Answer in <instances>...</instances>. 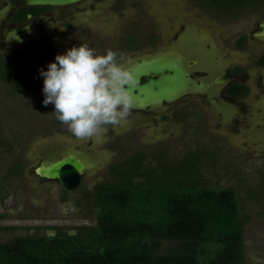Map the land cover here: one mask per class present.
Returning <instances> with one entry per match:
<instances>
[{"label":"rangeland","instance_id":"1","mask_svg":"<svg viewBox=\"0 0 264 264\" xmlns=\"http://www.w3.org/2000/svg\"><path fill=\"white\" fill-rule=\"evenodd\" d=\"M180 1L182 0H165L169 7L173 4L169 17L174 13L171 8L180 7ZM148 3L153 9H158L164 4L161 0H149ZM144 14L136 4L126 13L127 20L120 21V17L115 15V22L110 21L114 26L112 30L107 22L97 20L95 24L87 21L94 34L88 31L89 28H82L85 26L78 27L79 29H74L71 45L70 42L68 44L71 47L87 44L101 53L108 49L120 50L127 34H137L140 38L146 34H163L162 23H153ZM243 22L241 21V24ZM58 23L57 20L53 23L54 39L57 40L62 39L63 35L67 36V33H62V24ZM230 24L229 21H219V29L214 32V44L220 49V53L231 54V58L238 62L246 55L234 52L232 41H222V27ZM189 32L182 35V43L187 36L194 38L196 32ZM63 44H50L47 49L64 54L70 48ZM160 57L170 60L173 55L164 54ZM53 60L55 62V58ZM32 69L30 66L22 75L28 89L22 94L9 95L7 87L3 82L0 83V126L6 136L21 134L22 137V147L12 157L6 158L0 167V187H3V190H0V197H3V201H0V216L3 217L0 220V242L6 243L14 236L25 235L27 231L34 235L36 228L41 229L43 233L49 231L50 235H54L52 228L74 234L77 227L94 226L95 220L85 217L82 205L77 207L76 203L81 195L90 191L95 184L108 180L107 166L117 159L135 151L154 153L162 149L172 159H181L196 147L210 146V150L216 153L218 166H213L211 171L206 172L208 179L210 178L217 187H232L238 190L245 204L242 212L249 216V222L243 232L244 264H264V184L261 181L264 174V127L259 126L264 121L256 123L254 119H258L259 115L249 112L248 101H244V106L241 100L227 101L222 94L214 93L206 98L207 100L202 98L199 105L191 100L183 103L184 108L180 112L183 119L178 117L163 122L157 119L141 123L132 119L130 124L122 122L120 126L116 125L117 131L124 130V127L127 130L128 126L129 130L124 138L116 142L114 149L110 146L115 145L111 144L115 137H112L108 130L88 139H77L66 126L61 127L54 114V105H41V101L45 99L43 79L33 77ZM252 88H256L255 85H252ZM254 91L253 93H257ZM216 96L223 105L229 107L228 114H225L227 116L213 112L212 105L217 102ZM249 104L255 108L258 103ZM66 154L75 155L87 165L75 191L63 192L58 182L54 181L46 186L34 177L30 170L32 163L36 166H50ZM16 159L23 163V169H28L20 177H12L2 184L5 165L13 163ZM63 198L66 201H63ZM13 227L16 230L8 233V229Z\"/></svg>","mask_w":264,"mask_h":264},{"label":"trees","instance_id":"2","mask_svg":"<svg viewBox=\"0 0 264 264\" xmlns=\"http://www.w3.org/2000/svg\"><path fill=\"white\" fill-rule=\"evenodd\" d=\"M16 60H0V83L12 96L28 90L18 80L24 62ZM227 93L244 97L247 89L237 86ZM20 135L6 136L0 126V167L22 147ZM216 161L210 146L196 147L181 159L164 149L118 159L108 180L76 203L94 226L77 227L74 234L52 228V237L14 239L0 245V264H244L249 216L242 212L238 190L208 179ZM23 167L18 159L5 165L1 183L20 177Z\"/></svg>","mask_w":264,"mask_h":264},{"label":"flooded vegetation","instance_id":"3","mask_svg":"<svg viewBox=\"0 0 264 264\" xmlns=\"http://www.w3.org/2000/svg\"><path fill=\"white\" fill-rule=\"evenodd\" d=\"M148 1L85 0L66 6L29 7L20 0H0V60L17 59L16 61L24 62V65H21V69L18 70V80L21 85H27L22 75L30 66L33 68L31 71L33 77L44 79L40 76L39 70H47V63L48 65L53 63V58L61 54V51L47 49L50 44L55 45L58 43L62 45L64 43L63 45L71 48L74 29L85 26L82 28H89L88 31L93 33L87 21L95 24L97 20L107 22L112 30L114 26L110 21H114L115 15L120 17V21L127 20L126 13L138 4L139 9L147 15L148 20L150 19L153 23H160V25L162 23L164 33L146 34L143 38L138 37L137 34H127L123 39L122 48L116 50L124 57V67L129 70L142 61L164 54H171L173 57L180 58L181 62L189 68L190 76L193 79L203 81L212 88L208 89V92L190 94L172 104L162 105L158 109H131L130 115L122 121L123 123L130 124L129 122L132 119L137 123L156 121L157 119H161L160 121L163 122L172 118L178 119V117L183 119L180 113L184 108L183 103L191 100L199 105L202 103V98L206 99L214 93L222 94L227 101L241 100L243 103L248 101L249 112L259 115L258 119H254L256 123L264 121V0H251L243 5H241V0H182L180 1V7L174 6L171 8V11L174 12L171 17L168 15L172 3L169 7L165 0H161L164 4L158 9H153ZM83 18L86 20H82ZM55 20L59 21L58 24H62L64 27L62 33H67V36L63 35L62 39L59 40L54 39L53 23ZM220 20L231 23L222 27L224 29L222 41H232L233 51L246 55L241 57V61L235 62L231 58V54L220 53V49L215 46L214 32L218 31ZM241 21H244L243 24H241ZM127 22L129 23V21ZM82 30L85 31V29ZM187 31H190L189 34L194 32L196 34L194 38L187 36L182 43V35ZM98 33H100V30ZM112 50L115 51V49ZM233 51L230 52L233 53ZM104 53L102 51L99 54ZM252 85H255L256 88H252ZM237 86L247 89L244 97H230L227 93L228 90ZM254 89L257 93H253ZM215 99L217 100L216 104L212 105L211 103L214 106L213 112L222 116L228 114L229 107L223 105L218 96ZM249 102L258 104H255L254 108V105H250ZM245 104L244 106H246ZM60 125L61 127L65 126L61 123ZM259 126L264 127V122ZM125 129L126 127H124V130L117 131L116 125L107 126L108 133L111 132L112 137H115L111 142L115 145L110 144V148L112 146L114 149L116 148V142L125 137L124 135L129 130V126L127 130ZM70 155L73 154L63 155L59 159ZM115 162L116 160L109 163L107 169L109 170ZM47 166L49 165L36 166L32 163L30 167L34 177L46 186L51 185L50 183L55 180L40 178L37 170ZM27 169L28 167L23 169V173ZM2 218L0 216V220ZM6 230L4 231L6 232ZM15 230L14 227L8 229L10 231L8 233ZM43 235L53 236L49 234V231L43 233L41 229L36 228L34 235H30L27 231L25 235L14 236L6 243L0 242V245H10L14 243V239L21 237H41Z\"/></svg>","mask_w":264,"mask_h":264},{"label":"clouds","instance_id":"4","mask_svg":"<svg viewBox=\"0 0 264 264\" xmlns=\"http://www.w3.org/2000/svg\"><path fill=\"white\" fill-rule=\"evenodd\" d=\"M122 54L112 49L99 54L87 44L57 55L43 79L45 106L53 104L58 121L77 139H88L115 126L134 106L130 88L137 80L124 67Z\"/></svg>","mask_w":264,"mask_h":264},{"label":"water","instance_id":"5","mask_svg":"<svg viewBox=\"0 0 264 264\" xmlns=\"http://www.w3.org/2000/svg\"><path fill=\"white\" fill-rule=\"evenodd\" d=\"M29 7L66 6L85 0H20ZM137 80V87L130 88L133 94V110H154L162 105L172 104L190 94L208 92L212 88L203 81L193 79L189 68L180 58L170 60L160 56L135 64L128 70ZM217 92V91H215ZM80 158L70 155L63 157L38 171L40 178L58 181L65 191L76 190L86 169Z\"/></svg>","mask_w":264,"mask_h":264}]
</instances>
